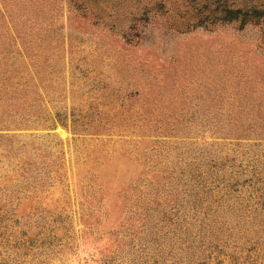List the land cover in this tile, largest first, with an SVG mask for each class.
<instances>
[{"label": "rangeland", "instance_id": "374dc122", "mask_svg": "<svg viewBox=\"0 0 264 264\" xmlns=\"http://www.w3.org/2000/svg\"><path fill=\"white\" fill-rule=\"evenodd\" d=\"M0 53L53 119L0 129V209L63 219L33 264L134 263L130 202L202 153L264 194V0H0Z\"/></svg>", "mask_w": 264, "mask_h": 264}, {"label": "trees", "instance_id": "16d2710c", "mask_svg": "<svg viewBox=\"0 0 264 264\" xmlns=\"http://www.w3.org/2000/svg\"><path fill=\"white\" fill-rule=\"evenodd\" d=\"M13 61V55L0 53V129L46 121L53 124L52 118L41 114L35 83L26 77L30 71L25 72V67L21 69ZM195 163L186 172L182 169L176 173L170 168L156 179L153 191L147 189V194L130 202L135 207L129 211L123 231L130 232L126 250H135V262L131 264H264V243L249 234L253 225L264 224V194L254 186L255 190L250 189L247 178L238 179V172L231 170L235 166L232 163L225 167L227 174L219 172L223 167H217L213 157L204 158L203 153ZM13 207L0 209V228L6 231L19 224L26 228L8 231L11 238L2 233L0 241L30 254L19 264H33L59 239L51 230L55 222L54 226L64 227L63 219L57 214L49 220L38 213L33 221L31 216L21 221L24 214L17 215ZM87 214L92 216L93 211ZM32 224L37 230L28 233ZM4 263L10 264V260L2 258L0 264ZM99 264H112V259L105 254Z\"/></svg>", "mask_w": 264, "mask_h": 264}]
</instances>
